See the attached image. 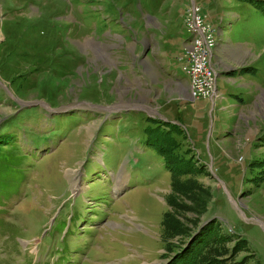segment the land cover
Wrapping results in <instances>:
<instances>
[{
  "label": "rangeland",
  "instance_id": "rangeland-1",
  "mask_svg": "<svg viewBox=\"0 0 264 264\" xmlns=\"http://www.w3.org/2000/svg\"><path fill=\"white\" fill-rule=\"evenodd\" d=\"M198 1L237 12L223 27L252 45V115L217 88L186 120L161 20L141 11L153 0H0V264H168L188 239L166 233L168 212L187 231L217 219L247 242L236 261L264 264V0ZM191 158L204 171L177 181Z\"/></svg>",
  "mask_w": 264,
  "mask_h": 264
},
{
  "label": "crops",
  "instance_id": "crops-1",
  "mask_svg": "<svg viewBox=\"0 0 264 264\" xmlns=\"http://www.w3.org/2000/svg\"><path fill=\"white\" fill-rule=\"evenodd\" d=\"M153 1L154 8H151V11L150 8L146 5L143 6V8L141 7V11L145 17H148L150 19L159 18V20H161L159 28H156L157 25L154 26L155 30L160 33V36H158L159 39L157 41L159 44L158 54H161L160 56L163 59L161 68L163 69V74L171 81V83L176 84L175 87H180V93L177 94L178 105L180 107L183 106V108L186 109V112L182 113V115L186 117V120L188 121L189 104L193 103L194 100L192 99L190 91L189 73L183 69L185 65V45L189 38V35L185 28L184 17L187 9H189L193 5V3L200 5V2L198 0ZM204 10L207 14L208 22L215 26V23H217L216 21H219V27L217 28L218 43L212 59L218 74V99L221 102L224 100V96L222 95V92L224 90L227 91L228 94L229 92H231L232 96L236 97L239 103V105H237L238 103L233 105L238 109L237 114H235L233 117H237V115L244 110H249V112L251 113V108L252 106H255L257 100L254 95L253 98H251L254 92L252 91L253 83L249 82L250 75L247 74L252 73L251 71L254 70L251 66L252 59L250 58L252 54V45L249 42H233L232 39L228 36V31L224 30L226 28L223 27V25L226 24V19L228 17H237V12L233 10H227L224 13V17L220 18L218 14L213 17L211 12H208L205 8ZM163 16H165L166 18L162 21ZM165 26L169 28H165ZM147 27H149V25ZM148 33L149 30H147V33L144 34L145 37L143 41L147 39L146 36L149 35ZM169 40L171 41V43L168 42ZM172 44L174 46H171ZM145 49H143V51ZM179 64L180 69L178 68ZM242 91H246V96L250 97L248 100H244V97L239 96L238 93H241ZM173 104H169L170 112L172 114V116L168 118L169 122L174 123L177 126L181 123L185 125V121L182 120L179 115H176ZM253 114H256V112H254ZM250 115H252V113Z\"/></svg>",
  "mask_w": 264,
  "mask_h": 264
},
{
  "label": "trees",
  "instance_id": "trees-1",
  "mask_svg": "<svg viewBox=\"0 0 264 264\" xmlns=\"http://www.w3.org/2000/svg\"><path fill=\"white\" fill-rule=\"evenodd\" d=\"M165 126V125H164ZM174 130H176L180 134V136L185 135V131L177 125H171ZM153 131L152 129L150 132ZM170 132L169 130H165ZM171 133V132H170ZM187 136V135H186ZM177 147V143L174 142ZM191 159L189 162L182 163L181 166L173 168L170 166V170L172 174L175 176L176 180L179 181V178L183 174H187L191 177L198 176L202 171H204V167L196 169L195 166L191 163ZM262 166V165H261ZM177 184V191L178 193H182L186 195L189 189L193 190L196 187V184L184 186L180 183ZM184 190V191H183ZM169 203L171 206L173 205L174 208H180V204L176 202L174 199H170ZM163 226L165 228L166 233H172L174 236L183 235L188 237L186 244H181V247L178 248L174 252V256L172 260L168 264H245V261L239 262L235 260V257L239 254L241 249L247 246V242L242 239L240 241L236 240L231 235L224 234L221 230V226L218 223L217 219L210 221L209 223L205 224L200 229L190 230L187 231L186 226H184L181 222L175 219L173 212L165 213ZM235 240V245L232 248L233 251L231 252L229 249V243ZM231 252L229 258L227 255Z\"/></svg>",
  "mask_w": 264,
  "mask_h": 264
},
{
  "label": "built area",
  "instance_id": "built-area-1",
  "mask_svg": "<svg viewBox=\"0 0 264 264\" xmlns=\"http://www.w3.org/2000/svg\"><path fill=\"white\" fill-rule=\"evenodd\" d=\"M184 23L189 38L185 45L183 69L191 73V80H196V94H192V99H207L214 102V74L217 71L211 61V52L217 45V27L208 22L204 8L198 4L194 11H189V15H185ZM192 42H199V49H195V53H188V45H192Z\"/></svg>",
  "mask_w": 264,
  "mask_h": 264
},
{
  "label": "bare ground",
  "instance_id": "bare-ground-1",
  "mask_svg": "<svg viewBox=\"0 0 264 264\" xmlns=\"http://www.w3.org/2000/svg\"><path fill=\"white\" fill-rule=\"evenodd\" d=\"M194 7H196V6H193L190 9H188L186 15H189V11H194ZM217 37H218V35L216 34V43H218ZM216 47H217V45L215 46V48H213V50L211 52V61L213 59L214 51H215ZM195 49H199V42H192V45H188V53H195ZM217 76H218V74L215 73L214 74V85L215 86H213L214 97L217 94ZM189 78H190V91H191V96H192V94H196V80H191V73H189Z\"/></svg>",
  "mask_w": 264,
  "mask_h": 264
}]
</instances>
